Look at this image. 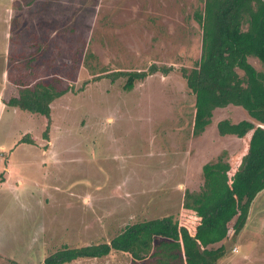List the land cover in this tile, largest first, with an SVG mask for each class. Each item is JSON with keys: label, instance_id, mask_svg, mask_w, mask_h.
Segmentation results:
<instances>
[{"label": "rangeland", "instance_id": "1", "mask_svg": "<svg viewBox=\"0 0 264 264\" xmlns=\"http://www.w3.org/2000/svg\"><path fill=\"white\" fill-rule=\"evenodd\" d=\"M203 1L0 0V264H41L63 245L108 241L127 224L175 214L200 188L205 162L219 160L226 173L236 161L238 171L264 110L216 107L194 132L195 94L181 68L200 57L193 14ZM152 63L171 69L130 89L125 76L95 78ZM37 81L71 87L50 103L47 137L45 115L6 104ZM220 120L232 125L220 131ZM228 232L217 264H264V189L245 225ZM64 264L156 260L112 250Z\"/></svg>", "mask_w": 264, "mask_h": 264}, {"label": "trees", "instance_id": "2", "mask_svg": "<svg viewBox=\"0 0 264 264\" xmlns=\"http://www.w3.org/2000/svg\"><path fill=\"white\" fill-rule=\"evenodd\" d=\"M193 15L202 28L201 53L192 67H182L181 71L195 94L194 132L210 122L214 108L229 103L241 105L258 116L264 110V69L258 70L248 57L258 59L264 68V0H204L202 9H196ZM160 67L152 63L148 69L113 70L95 78L107 76L113 81L125 76L123 88L130 89L135 80L149 73L159 69L167 73L171 69ZM70 88L37 81L21 86L6 104L45 115L47 137L50 103ZM258 117L264 119V115ZM240 123L251 127L245 120ZM230 125L227 120L217 123L220 131ZM240 126H234V132H242ZM247 146L235 174L239 162L226 173L221 171L219 160L202 165L203 181L199 190L190 194L197 217L188 226L172 214L135 221L108 241L63 245L47 254L41 264L98 258L112 250L129 252L134 261L153 258L156 264H217L227 249L224 243L212 244L225 238L230 227L245 225L254 197L264 189V126L253 127Z\"/></svg>", "mask_w": 264, "mask_h": 264}, {"label": "crops", "instance_id": "3", "mask_svg": "<svg viewBox=\"0 0 264 264\" xmlns=\"http://www.w3.org/2000/svg\"><path fill=\"white\" fill-rule=\"evenodd\" d=\"M3 103V102H2ZM230 105H232V103H229ZM229 104H227V105H229ZM3 105H4V103H3ZM227 105L226 106H223V107H227ZM237 105V104H236ZM4 106H6V105H4ZM9 106H13V105H9ZM15 107H17V106H15ZM19 108V107H18ZM213 110H215V108L213 109ZM210 124V123H209ZM236 161L235 162H233V164H232V167H231V169L236 165ZM203 165V164H202ZM201 175H202V167H201ZM202 181H203V177H202ZM199 190V189H198ZM195 191H197V190H195ZM184 197V196H183ZM188 200H189V198H188ZM193 206L194 205H192V202L189 200V202L188 203H186L185 204V202L182 204V205H176V207H178L177 208V210L175 211L176 213L175 214H172L173 216H174V218H177L181 223H184L185 225H187L188 226V224L190 223V222H192V221H194L195 219H196V217H197V214H196V212H195V210H194V208H193ZM194 218V219H193ZM229 233V232H228ZM227 236H228V234H227ZM226 236V237H227ZM225 237V238H226ZM224 239V238H223ZM222 239V240H223ZM221 240V241H222ZM220 241V242H221ZM221 243H223V242H221ZM212 245H214V243L212 244ZM130 254V253H129ZM132 257V256H131ZM148 258V257H147ZM132 260H134L133 258H132ZM135 261H136V259H135ZM157 264H158V262H157Z\"/></svg>", "mask_w": 264, "mask_h": 264}]
</instances>
